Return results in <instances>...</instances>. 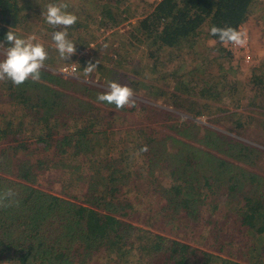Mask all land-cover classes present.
Here are the masks:
<instances>
[{
    "label": "trees",
    "instance_id": "16d2710c",
    "mask_svg": "<svg viewBox=\"0 0 264 264\" xmlns=\"http://www.w3.org/2000/svg\"><path fill=\"white\" fill-rule=\"evenodd\" d=\"M94 1L98 14L92 16V22L70 7V0L62 1L78 17L68 34L87 32L96 37L102 31L113 33L128 22L132 50L146 44L150 57L164 48L187 50L185 53L194 57L204 55L202 66H193L191 76L177 74V79L172 78L181 98H186L185 109L195 116L203 111L195 110L196 99L211 100L225 87L234 93L241 77L245 85L252 81L264 84V57L252 64L247 78L239 63L230 62L224 70L221 58L231 56L232 49L209 33L212 25H230L241 32L240 26L251 16L263 17L260 0H143L147 7L139 6L134 10L137 12L130 9L128 0ZM255 6H261L259 13ZM24 7L19 0H0V42L4 49L10 47L5 39L8 30L22 35L17 26L25 15ZM134 13L139 16L135 18ZM105 41L99 50L107 45ZM89 43L88 38L81 39L72 57ZM46 48L49 58L40 82L28 80L14 86L8 79L0 80V190L14 189L19 200L18 206L0 208V264H264V174L251 168H263L264 148L191 118L174 128L180 136L166 134L173 137L172 143L157 135L138 139L139 149L148 146L143 152L147 157L141 166L127 169L121 164L122 157L109 155L111 125L96 129L102 105L115 107L97 100L107 88L51 69L58 52L54 43ZM111 50L118 55L94 52L99 60L95 72L100 73L102 82L119 64L116 58L132 64L135 61L119 46ZM156 58L149 66L147 62L141 65L139 73L147 77L151 72L160 74L165 65ZM78 61L83 74L87 58ZM217 64L220 68L216 71ZM162 77L168 79L167 73ZM161 90L157 87L154 92L161 94ZM166 96L173 98L170 91ZM235 104H240V96L236 95ZM111 114L116 112L109 110L107 115ZM236 114L242 120L230 121L228 128L240 134L246 129L240 120L248 115L242 111ZM128 131L125 127L124 133ZM190 138L204 146L187 141ZM91 149L95 150L88 154L89 171L81 177L85 181L67 184L72 187L68 192L71 197L39 185L43 175L57 173L52 165L68 154L90 153ZM134 162L141 164L139 159ZM145 169L150 179L142 181ZM168 174L172 176L170 183L159 181ZM141 186L156 189L154 195L166 210L165 217L180 216L185 229L165 233L128 219V210L136 201L124 195V188L141 190ZM207 199L209 208L203 211ZM238 225L254 229L262 247L256 240L242 243L233 228ZM194 231L198 237L194 235L192 240L210 242L211 249L184 240Z\"/></svg>",
    "mask_w": 264,
    "mask_h": 264
},
{
    "label": "rangeland",
    "instance_id": "374dc122",
    "mask_svg": "<svg viewBox=\"0 0 264 264\" xmlns=\"http://www.w3.org/2000/svg\"><path fill=\"white\" fill-rule=\"evenodd\" d=\"M62 1L63 0H19L20 4L25 5V15L23 16L21 24L17 26V29L22 33L21 37L34 35L36 42L43 44L45 47L48 43H54L52 40V33L55 29L51 28L52 26L46 22L42 12H46V8L49 3H62ZM70 1L73 3L70 7L73 9L77 8L78 13L85 20H90L92 22V16L98 14V11L95 10L96 3L94 0ZM260 1H262V5H264V0ZM128 2L132 11L138 9L139 6L143 9H146L147 7V4L143 0H128ZM256 7L257 6H255V8ZM260 9L261 6H258V13L260 12ZM263 12L264 10H262L261 13ZM134 14L135 15L133 16L135 18L139 16V13ZM257 15L258 14L251 16L245 24L240 26L241 32L245 34L246 41H248V47L245 44L243 46L226 44L232 49V54L231 56H223L221 58L222 61L220 62V67L223 66L222 69L226 70L230 62L239 63L244 74V78H247L252 73V64L255 63L258 58L264 57V21L261 20L264 18V14L260 19H258ZM94 22L96 21L94 20L93 23ZM129 28L130 24L125 22L119 25L115 32L111 33L112 30L102 31L96 37L87 32H81L75 35L68 34V38L71 39L76 46L80 44V41L83 38H88L90 43L85 46L83 50L77 52L78 55L75 56L77 58L72 57L70 61L65 62L60 58L59 53H57L56 56L54 55L55 60L53 64L49 65L51 69L59 72V69L65 65H75L76 70L72 74L65 75L63 73L65 77L84 78L89 82L101 84L106 88L107 84L113 80H116L121 84H128L132 87L135 93V107L116 109L114 106H107L103 104L100 108L101 115L97 118L96 129L103 128L108 124L111 125V127H109V129H112L109 133L111 141V151L109 155L112 158L113 156L122 157L121 164L124 163V166H126L127 169L141 166L144 163L143 159L147 156L145 153L139 151L137 145H139L138 143L140 142H138V139L143 140L142 138L144 137L145 139L147 135H157L159 138L172 143L174 142L173 137L166 136V134L170 133L173 136H180L174 128L178 125H184L183 123L187 119L191 118L195 121L221 130L222 132L237 139H241L264 148V84L260 85V83L263 82L255 83L252 81L250 83H246L245 85L244 79L241 77L240 79H242L243 82L241 80L239 83L242 87L239 86L234 93L232 90L228 89V87H225L226 90L219 92L218 95L211 100L199 97L198 100L196 99L195 110L201 109L203 111H201V113H197L195 116L193 115L194 113L192 110L188 111L189 109H185L184 106L187 103L186 98H181L182 94L178 92V88L174 87L175 83H173L172 78L175 77V79H177L175 76L177 74L185 76V78L187 76H191L193 66H202L201 60L204 59V55L194 57V55L190 53H185L188 52L187 50L181 52L176 48L171 50L164 48L163 51L157 52V56H154L157 57L156 59L158 61H161V63L165 65L164 69L161 70L160 74H154L151 72L152 76L147 77L142 73H139L138 70L141 65L146 62L148 63L147 66H149L154 57L149 56L146 44H140L139 48H134L133 50L132 48L130 49L131 44L128 40ZM101 41H105L107 44H105L106 46L101 49L103 53H106L107 55L111 54L116 57L118 53L116 54V52L111 49L119 46L121 49H125V52L128 51L135 59L132 64V62H126L125 59L122 60L120 58H116V61L119 60V64H115L111 72L104 77L103 82L100 80V73L96 72L90 77L85 78L79 70L78 63V59L81 57L87 58V62L85 64L86 66L89 61H97L98 59L94 56V52L95 50L96 52L101 51L99 50L101 47ZM138 45L139 44L137 43L135 46ZM123 50L121 53H123ZM216 51V53H221L219 50ZM4 57L5 49L0 48V60H3ZM220 67L219 64H217L215 66V70H219ZM166 73L167 78L170 80L162 77ZM146 83H149L151 86H147ZM157 87L162 89L161 94L154 92V90H157ZM166 91H170V93L173 94V98L167 97ZM150 92L155 94H150ZM226 95L229 96L226 97ZM236 95L240 96L239 105L235 104ZM109 110L116 112V114L108 116L107 114ZM240 111L248 115L249 118H243L244 121H241L242 117H238L236 114ZM239 119H241L240 123H244L243 127L246 128L242 129L241 132L243 133L240 134L228 128L230 126V121L233 122ZM125 127L130 129L128 133H124ZM204 132L205 131H202L201 134ZM92 136L99 137V135L95 133H93ZM187 141L196 143L202 147L204 146L202 142L195 141L193 138H190ZM94 150L95 149H91L90 153H81L79 155L68 154L65 158L54 165L51 164L52 168L57 169V173L51 172V174L48 173L43 175L38 182L39 185L63 196L71 197V194L68 192L72 189V187L69 188L67 184L76 183L77 180L80 182L85 181V178L81 179V177L89 171L88 154H91ZM102 154H106V152H102ZM135 159H139L141 164H136L134 162ZM90 163H93L92 159L90 160ZM160 163L162 162L154 164L156 166L155 168H157ZM251 168L264 174V166L263 168L251 166ZM64 169H66L65 174H63ZM142 177V181H147L148 178L150 179L148 169L144 170ZM160 179L162 180L159 181L170 183L172 176L171 174H168ZM144 187L145 186H141V190L137 188L133 189L132 187L124 188V195L129 194L132 196V200L136 201L135 204L128 210L126 215L127 218L143 227L150 228L155 231H163L165 233H169L173 229H178L179 231L185 229L184 222L181 221L182 218L181 220L179 218L180 216L177 218L173 215H171L170 218L165 217L166 210L164 211L161 209L162 207L156 201L157 196L154 195L156 189L151 188V190H144ZM210 197H213V195ZM209 204L210 200H205L202 204L201 210H208L207 208H209ZM208 214L210 213L208 212ZM233 228L236 233L241 235L242 243H246L248 239L255 242V238L258 237V233H254V229L240 227L239 225ZM195 231L190 233V236L184 238V240H187L194 245L211 249L210 242L200 238L199 240H192L194 235L197 236ZM261 242H264V238L261 239ZM129 243L131 244L132 242L129 241ZM256 243H259L262 247V243L257 240ZM262 249L264 250V245ZM132 254H129V256ZM142 261L144 260L142 259ZM3 264L8 263L5 262Z\"/></svg>",
    "mask_w": 264,
    "mask_h": 264
},
{
    "label": "clouds",
    "instance_id": "9594fccd",
    "mask_svg": "<svg viewBox=\"0 0 264 264\" xmlns=\"http://www.w3.org/2000/svg\"><path fill=\"white\" fill-rule=\"evenodd\" d=\"M67 3H49L46 12H42L46 22L58 30L52 33V40L55 49L62 60H69L76 53V44L68 38L67 29L73 26L78 17L68 11ZM209 33L217 37L221 44H231L243 46L246 43L245 34L236 28L226 25H212ZM5 39L10 47L5 49V58L0 60V80L8 79L14 86L24 84L26 81H41V71L45 68V62L49 58L46 47L36 42L34 35L28 37L18 36L15 32L8 30ZM0 48H4V43L0 42ZM99 64V60L89 61L83 68V76L90 77ZM75 71V69L73 70ZM99 102H106L115 105L116 109L125 107H135V93L128 84H121L116 80L107 84V90L97 95ZM140 152H147L148 146L144 145ZM18 194L12 188L0 190V208H10L18 206Z\"/></svg>",
    "mask_w": 264,
    "mask_h": 264
},
{
    "label": "built area",
    "instance_id": "2783aa9c",
    "mask_svg": "<svg viewBox=\"0 0 264 264\" xmlns=\"http://www.w3.org/2000/svg\"><path fill=\"white\" fill-rule=\"evenodd\" d=\"M245 45L248 47V41H246ZM74 69L76 70V66L71 64V65H65V66L61 67L59 70H60V72L64 73L65 75H70L74 72L73 71Z\"/></svg>",
    "mask_w": 264,
    "mask_h": 264
}]
</instances>
